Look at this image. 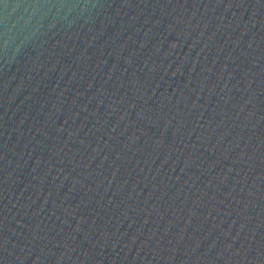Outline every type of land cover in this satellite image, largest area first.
<instances>
[{"label": "water", "instance_id": "obj_1", "mask_svg": "<svg viewBox=\"0 0 264 264\" xmlns=\"http://www.w3.org/2000/svg\"><path fill=\"white\" fill-rule=\"evenodd\" d=\"M0 264H264V0H0Z\"/></svg>", "mask_w": 264, "mask_h": 264}]
</instances>
